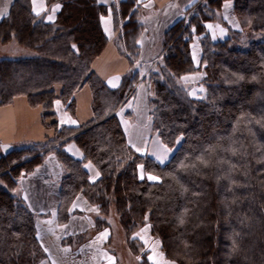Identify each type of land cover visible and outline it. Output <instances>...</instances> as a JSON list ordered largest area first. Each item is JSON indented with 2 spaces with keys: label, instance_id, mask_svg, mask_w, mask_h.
<instances>
[{
  "label": "trees",
  "instance_id": "16d2710c",
  "mask_svg": "<svg viewBox=\"0 0 264 264\" xmlns=\"http://www.w3.org/2000/svg\"><path fill=\"white\" fill-rule=\"evenodd\" d=\"M45 1L49 8L60 4L53 21L37 15L32 0H10L0 16V44L16 42L35 52L0 58V106L24 96L53 130L44 142L0 155V264H40L47 256L34 212L13 190L50 151L65 169L60 223L82 194L97 207L99 228L109 225L115 209L129 250L144 264L146 227L149 241L158 240L163 257L176 264H264V40L237 46L244 31H264V0H232L237 29L223 16L227 0L196 1L167 28L162 54L146 68L137 0ZM108 16L130 63L116 88L93 69L110 41L102 22ZM210 24L226 28V35L214 39ZM197 74L195 82L183 79ZM141 79L153 86L147 102L152 127L174 150L165 163L135 151L116 114ZM86 85L91 119L60 123L58 103L76 116L75 95ZM68 142L80 157L65 148ZM88 162L99 171L97 180L90 179Z\"/></svg>",
  "mask_w": 264,
  "mask_h": 264
},
{
  "label": "crops",
  "instance_id": "0c3cea01",
  "mask_svg": "<svg viewBox=\"0 0 264 264\" xmlns=\"http://www.w3.org/2000/svg\"><path fill=\"white\" fill-rule=\"evenodd\" d=\"M99 1L111 5L114 1L117 2L118 0ZM137 1L143 6L144 4H153V0ZM161 1L164 3L168 0ZM174 1L178 2L179 0ZM8 2L9 0H0V16ZM195 2L192 3L188 8H193L195 6ZM56 5H59V8L55 12H53V8ZM225 5H228V7H225ZM32 8L36 14L37 12L39 13V15L45 14L46 19L49 20V16H53L55 19L56 13L60 9V4L54 3L49 8L45 0H32ZM222 11L223 16L226 20L228 19V14L233 16L235 14L233 1L227 0L223 5ZM181 17L183 16L179 15L170 18L166 25L167 28L174 21ZM102 22L110 41L108 42L101 55L98 56L93 62V69L107 82L110 87L116 88L119 86L123 75L128 71L130 63L128 58L120 53L118 43L116 42L118 36L113 27L112 17H105L103 18ZM141 22L145 26V30L140 37V45L143 50V56L148 48H150L152 38L146 24L142 20ZM159 40L161 41V38H158V41ZM196 47H198V45ZM193 49L195 51V42L193 43ZM162 52L163 43L160 48H156L154 57H152L151 60L147 61H155V59L157 60ZM195 53L196 55H199V50H196ZM152 93V84L141 79L136 84L134 93L129 96L128 99L117 109L116 114L118 115L119 120L125 130L129 145L135 151L137 148H139L141 151H139L138 153L147 154L153 157L158 162L165 163L170 159L174 150L162 143L157 132L154 131L152 127L151 115L149 113L147 105L148 98ZM75 98L76 116L67 115L68 113L64 111V107L62 109V103H58L57 113L60 123L62 122L63 124L78 125L79 123H86L91 119L92 94L89 87L86 85L82 89H80L76 93ZM41 115L42 109L40 107L30 106L26 97L24 96L16 97L14 101L9 105L0 106V144L10 143L13 147H16L14 146V143L19 141L23 142L32 140V142L35 143L44 142L48 138V136L53 135V130L47 128L42 123ZM69 120L76 121V123H68ZM65 148L74 156H81V153L72 142H68ZM50 162L57 168V172L56 169L54 172H52V175L54 176H50L48 174L51 168H47V166L49 167V165H51ZM89 164L90 162L86 163V165H88L86 169L90 173V179L92 181L97 180L100 176V173L94 165L93 166L96 170L90 168ZM62 174L63 172L61 173V168L56 157L52 154V151H50L44 155L43 162L40 166L36 167L32 172L24 173L21 176L19 183L15 188L20 191V198L24 200L25 204L34 212L36 217L37 237L47 255L40 262V264H72L73 262L71 260L72 256L70 253V247H68L67 244L74 242V240H72V237H79L81 236V234H83L82 232L85 230L84 226H91V224H87V222L91 223L89 218L82 214H75L73 216L74 213H72L66 223L62 224L59 222V180ZM139 175L140 177L146 176V173L144 172L143 168L141 169L140 166ZM149 175L150 174H147V177ZM33 188H35V191ZM78 198L79 197L76 198L74 204L76 203ZM74 233L76 234L74 235ZM98 240L99 237L97 236L91 241V244H89L91 247L96 248L92 252L96 253V255H98L100 252L108 253L104 248L99 247V242H101V240L103 239L101 238L99 241ZM159 252L160 253L158 256H160L159 258L161 263L163 262L164 264H176L175 262L163 259V252L161 250ZM106 256L109 257V254H107ZM104 258L105 256H102V259ZM83 260H87L86 264L101 263L100 258L98 260H95L83 257ZM91 261L92 263H90Z\"/></svg>",
  "mask_w": 264,
  "mask_h": 264
},
{
  "label": "rangeland",
  "instance_id": "374dc122",
  "mask_svg": "<svg viewBox=\"0 0 264 264\" xmlns=\"http://www.w3.org/2000/svg\"><path fill=\"white\" fill-rule=\"evenodd\" d=\"M195 1L196 0H179L178 2H175L174 0H168L163 3L161 0H153V4H150V5L144 4V6L142 5V8H140V11H139L140 19L146 24L147 28L150 31V36L152 38V41L150 43V48H148V50L145 52V54H143L140 60L141 63L143 64V68H146L148 65L146 61L151 60L152 57H154L156 48H160L162 46L165 32L167 30L166 25L168 23V20L174 16L188 15L186 10ZM227 18H228L227 22L230 27L235 28V29L240 28L238 26V22H237L235 14L233 16L228 14ZM210 25L213 26L212 28H210V31L212 35H215L216 38L223 37L226 35L227 30L223 26H220L219 24H210ZM222 30H223V34H221ZM158 38L159 39L161 38V41L160 40L158 41ZM254 40H264V31L263 32L244 31L242 34V40L237 43V46L239 48H246L249 42L254 41ZM197 45L198 44L195 43V51L199 50V48L196 47ZM34 53H35L34 51L25 49L22 46L18 45L16 42L0 44V58H3V57L22 58V57L31 56ZM198 78H199V74L191 75L189 76L188 81L195 82ZM196 88H193L191 92L197 93V91H199L200 89L198 88L196 89ZM62 109H63V106H62ZM31 143H33L32 140L31 141L27 140L23 142L19 141V142H15L14 146L22 147V146L29 145ZM1 153H2V149H1V144H0V154ZM52 154L56 157V154L53 151H52ZM58 164L61 168V173L63 172L59 180V184H60L61 179L65 173V169L59 161H58ZM89 165H90V168L95 169L92 163H90ZM54 167L55 166H53L52 164L49 165V167L47 166V168H51L48 172L50 176H54L52 175V172H54L55 169L57 172V168L56 167L54 168ZM33 189L35 191V188ZM13 194L16 195L17 197H20L21 195L18 189L13 190ZM78 197H79L78 200L73 206V210H72V213H74L73 216L75 214H79V215L82 214L86 216L91 221V223L87 222V224H91V226L90 227L84 226L85 230L82 232L83 234H81V236L79 237L77 236L72 237V240H74V242L67 244L68 247H70V253L72 256L71 260L73 262L72 264H86L87 260L86 261L83 260V257L85 258L87 257V259L91 258L95 260H98L100 258L102 264H144L141 262L140 256L134 255L129 250L126 244L125 234L123 232L122 226L119 221V217L115 209L114 208L111 209L109 215L107 216L109 225L99 228L95 223L96 219L100 216L97 207L89 204L82 194ZM101 233H106L107 238L102 237ZM75 234L76 233H74V235ZM97 236L99 237V240L101 238L103 239L101 240V242H99V247L104 248L105 251L108 253L100 252L98 255H96V253L92 252L96 248L91 247L89 244H91V241ZM109 238L110 240L108 241ZM142 238L144 240H147V243H148V245H146V247L148 248L147 263L148 264H164L163 262L162 263L160 262V258H159L160 256H158L160 253L159 251L161 250L160 243L158 240H155V239H152L153 241L152 240L149 241L150 234H149V230L147 227L142 232ZM107 254H109V257L106 256ZM102 256L103 257L105 256V258L102 259ZM150 256L153 257V259L150 260L149 259ZM163 259H166V258H163ZM90 263H92V261Z\"/></svg>",
  "mask_w": 264,
  "mask_h": 264
},
{
  "label": "snow or ice",
  "instance_id": "6c2138e0",
  "mask_svg": "<svg viewBox=\"0 0 264 264\" xmlns=\"http://www.w3.org/2000/svg\"><path fill=\"white\" fill-rule=\"evenodd\" d=\"M9 2H10V0H9ZM225 7H228V5H225ZM58 8H59V5H56V6L53 8V12H55ZM2 15H4V16L7 15V6H5ZM37 15H39L38 12H37ZM48 19H49V20H53L54 17H53V16H49ZM207 27H208V28H212L213 26H212V25H207ZM221 34H223V30H222V33H221ZM213 38H214V39L216 38L215 35H213ZM183 79L187 80V79H189V78H188V77H184ZM113 86H115V85H113ZM202 90H203V89H201V91H202ZM192 94L194 95L195 93L193 92ZM68 123L75 124L76 121H71V120H69ZM133 146H134V145H133ZM134 147H135V146H134ZM136 151L139 152V151H141V150H140L139 148H137ZM86 167H88V165H86ZM140 167H141V169L143 168L142 165H141ZM97 175H99V174H97ZM141 178H143V176H141ZM148 179H149V180H156V179H158V178L155 177V176H151V175H149V176H148ZM101 236H102V237H106V233H101ZM110 259H111V258H110ZM149 259L151 260V259H153V257L150 256Z\"/></svg>",
  "mask_w": 264,
  "mask_h": 264
},
{
  "label": "water",
  "instance_id": "95a60500",
  "mask_svg": "<svg viewBox=\"0 0 264 264\" xmlns=\"http://www.w3.org/2000/svg\"><path fill=\"white\" fill-rule=\"evenodd\" d=\"M13 146L10 143H2L1 149L4 155L8 154L12 150Z\"/></svg>",
  "mask_w": 264,
  "mask_h": 264
}]
</instances>
